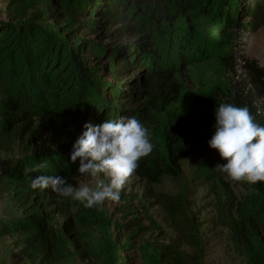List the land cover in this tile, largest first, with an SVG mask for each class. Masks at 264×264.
<instances>
[{
	"label": "trees",
	"instance_id": "16d2710c",
	"mask_svg": "<svg viewBox=\"0 0 264 264\" xmlns=\"http://www.w3.org/2000/svg\"><path fill=\"white\" fill-rule=\"evenodd\" d=\"M236 3L8 0L0 22V152L20 155L0 169V195L13 207L11 218L0 216V238L22 234V256L33 264H67L72 255L86 263L99 227L95 212L81 206L70 215L61 197L31 189V180L58 175L70 184L88 177L70 160L84 125L135 117L154 147L133 173L143 189L132 202L124 200L119 213L128 220L116 225L114 243L170 232L193 250L189 264H202L196 219L203 193L214 212L208 222L220 228L229 249L242 264H264V182L228 180L214 169L225 161L207 145L217 106L247 107L264 125V101L218 85L178 105L192 68L220 71L233 62L232 51L220 48L231 44L227 31L238 28ZM204 146L212 156L184 168ZM163 180L176 190L164 191ZM160 251L162 264H183L169 246ZM87 264H117V258Z\"/></svg>",
	"mask_w": 264,
	"mask_h": 264
},
{
	"label": "rangeland",
	"instance_id": "374dc122",
	"mask_svg": "<svg viewBox=\"0 0 264 264\" xmlns=\"http://www.w3.org/2000/svg\"><path fill=\"white\" fill-rule=\"evenodd\" d=\"M8 0H0V22L5 21V7ZM236 9L235 19L238 24L231 31H227L231 36L229 47H222V51H232L233 62L231 65L220 71H209L208 68L195 67L189 71L187 80L183 87V99L178 104L186 103L189 97L202 96L209 88L222 85L232 94L238 92L240 95L248 96L253 94L252 100L262 105L264 101L262 84H264V0H238L234 6ZM217 33V32H216ZM215 33V34H216ZM20 155L17 149L12 154L0 152V169L13 163ZM212 156V152L206 146L184 166L187 170L198 163ZM107 182V178L101 177ZM97 181L90 177L73 180L70 185L78 187L82 184L93 185ZM160 187L167 192L176 190L177 185L171 180H163ZM143 182L138 180L134 174L129 178L121 191L119 203L106 201L102 207L91 208L96 214V223L99 227L94 231L91 246L90 259L82 263L77 255H72L67 264H87L97 261L101 257L114 255L117 264H162L160 248L169 246L175 252L177 259L183 264H189L188 256L193 254V250L179 237H174L170 232H164L162 236L151 234L137 237L127 236L121 244H115L118 238L117 226L128 217H123L119 213L124 200L141 194ZM203 193L198 195V205L200 213L196 222L203 231L204 241L203 253L200 255L202 264H242L240 259L234 254L229 246L224 243V234L216 225L208 222L214 212L211 208L210 198L206 199ZM147 202V201H146ZM61 206L70 215H75L82 204L71 197L61 198ZM83 207V206H82ZM85 209V207H83ZM155 219L160 222L157 209L153 210ZM0 216L11 218L13 216L12 205L0 195ZM143 217H140L142 220ZM206 222V223H205ZM146 224V223H145ZM144 224V226H146ZM117 225V226H116ZM167 230V229H166ZM22 234H13L0 238V264H33L22 256ZM127 250L126 254L120 252Z\"/></svg>",
	"mask_w": 264,
	"mask_h": 264
},
{
	"label": "clouds",
	"instance_id": "9594fccd",
	"mask_svg": "<svg viewBox=\"0 0 264 264\" xmlns=\"http://www.w3.org/2000/svg\"><path fill=\"white\" fill-rule=\"evenodd\" d=\"M214 116V131L207 145L225 161L214 169L230 181L264 182V125L255 121L247 107L227 103L217 106ZM84 129L72 145L70 160L79 161V174L97 181L94 186L73 187L61 176L39 175L32 178L30 188L50 189L89 209L102 207L106 201L119 203L139 161L153 150L151 133L135 117L106 119L95 126L86 123Z\"/></svg>",
	"mask_w": 264,
	"mask_h": 264
}]
</instances>
